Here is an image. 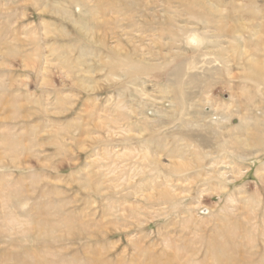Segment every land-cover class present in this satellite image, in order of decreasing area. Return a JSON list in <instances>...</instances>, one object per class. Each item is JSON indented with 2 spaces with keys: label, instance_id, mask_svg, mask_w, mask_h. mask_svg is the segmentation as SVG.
<instances>
[{
  "label": "rangeland",
  "instance_id": "1",
  "mask_svg": "<svg viewBox=\"0 0 264 264\" xmlns=\"http://www.w3.org/2000/svg\"><path fill=\"white\" fill-rule=\"evenodd\" d=\"M72 1L0 0V84L3 86L0 87V143H3L0 144V199L2 194L11 196L12 210L19 219L27 220L24 229L28 231L25 235L17 231L12 234L5 233L2 227L4 213L1 211L0 201V264H181L179 258H176V253L168 252L165 248V240H170V238L180 246L183 244L182 247L188 251L184 254L186 259L193 257L196 261H203L210 247L209 240L216 236L213 235V226L206 224V222L211 223L210 219H207L208 215L225 206L229 194H236L243 185L249 193L256 191V184L259 185L258 189L264 192V185L256 176L257 171L264 168V150L257 148L260 160L252 159L246 166H242L243 164L232 154L231 145H228L230 144L228 142L232 141L231 135L235 133L234 128L240 123L239 114L246 115L248 118L252 115L257 116L259 121L264 116V82L259 80L260 76L264 75V0H201L206 7V14L212 16V32L214 29L217 30L214 35L228 38L231 42L234 41L233 45H225L224 48L209 46L202 49L209 55V57L206 56L208 61H215L219 58L221 60L219 65L223 66L222 69L214 70L205 77L201 74L202 78L193 84H190L189 78L182 79L180 90L186 93L188 102L194 103L197 99L203 101L206 98L213 99L214 111L209 112L211 105L204 102L201 109L199 108L200 117L193 121H198L203 127L209 129L212 132L211 137L214 138L210 141L212 142L211 147L204 150L206 152L202 157L204 161L198 160L195 154L198 144L194 143L186 132L189 120L184 119L188 118L186 114L188 111H181L180 100H177L180 107L173 116L175 118L172 117L173 114L166 113L169 111V100L175 98L172 93L176 91V88L170 86L169 93H171L165 96L160 87L167 85L166 76L173 70V66L167 71L152 72L151 82L146 87L142 88V84L137 82L138 92L135 90L137 87L131 85L133 81L130 77L120 78L125 74L124 69L116 68V66H119L117 62L128 58L134 62L138 60L144 63L145 59H148L151 64H164L165 60L175 58L180 63L182 57L176 56L177 47L182 50L185 58L192 59L195 56L186 45L188 41L186 37L178 44H173L176 41L170 40L173 35L160 31L162 29L160 24L163 17H167V12L178 25L194 24L193 27L200 33L207 28V25L201 20L188 21V11L184 10V4H177L175 0H118L119 4L115 9L107 11L112 29L110 26L96 24L91 18H87L85 19L86 33H88L86 37L78 30L81 25L80 17L74 10L77 3ZM131 1L135 3V6L131 5ZM55 3H58L59 11L54 8ZM70 6L73 11L72 19L78 20V23L70 21ZM124 34L127 35L124 36ZM160 36L164 38V41ZM148 38L154 41L153 45L148 46ZM216 40L222 42V39L216 38ZM135 45L139 47L138 51L135 50ZM198 52L199 56L195 57H197L198 62H196L199 68L207 70L213 66L209 65L205 57H200L202 56L201 50ZM250 59L258 62L262 68L259 77L254 76V64L248 62ZM28 64H35V67L32 68ZM45 68L48 72L44 71ZM172 82H170L171 85H176L175 80ZM199 91L201 93H198ZM204 96L207 97L202 99L201 97ZM134 97H136V102L130 103ZM122 101L127 102L128 109L125 112L113 108ZM139 104L141 106H137ZM257 105L258 108H254ZM146 106L149 108L146 109ZM159 109L163 110L159 114L167 115L166 119L161 120L155 112L156 110L161 111ZM211 113L221 117L220 119L225 114V118L229 120L224 121L223 119L219 121L220 123L215 122L217 125H213L211 121H215V118L209 115ZM143 117L149 118L148 122ZM124 127L133 130V134L124 136L120 131ZM145 128L148 129L147 132H143ZM183 131L185 134L182 133ZM111 133L113 136L110 135ZM189 133L192 134L195 131ZM163 143L169 146L166 147ZM18 144H20L18 147L15 146ZM191 144L193 146L186 149L185 146ZM225 144H227L225 150L219 149ZM143 147H147L151 155L159 158L166 167L162 169V166H148L142 163V160L138 161L132 157L117 160L114 165L119 168L117 172H114V168L111 170L105 168L107 165L111 167L113 163L108 158V160L105 159L108 153L116 152L115 154L122 155L126 150L136 149L139 152ZM179 150L180 153H178ZM257 150L249 155L258 154ZM6 151L7 153L3 155ZM176 151L177 154H174ZM93 155H99V159L103 158L102 162H98V158ZM180 155L183 157L180 158ZM179 160L182 162L184 160L188 162L187 165H191L176 175L169 167L173 164L178 165ZM213 162L218 163L215 169L209 166ZM236 162L238 166L234 167L235 173L231 178H237L240 171L248 168L249 172L245 173L247 175L243 179L235 180L229 185L218 179L219 176L214 173L218 171V168L224 164L229 167L230 163ZM100 165L104 168H101V176H97L95 172L99 171L97 169ZM135 166L149 167V170L154 169V171L144 170L135 173L133 171ZM196 167L199 169L197 170ZM239 168L241 169L238 170ZM228 171L230 173L232 170ZM88 177L91 180V183H88L89 187L86 184ZM162 179H164L163 183ZM161 183L173 185L170 189H176V192L179 190L177 193L181 194L184 200H178V205L164 204L162 208L171 207L168 210L170 213L168 216L154 219V215L152 218L151 215L155 211L153 212L150 208L154 207L155 210L159 208H156L158 206L150 207L153 203L147 202L146 196L142 193L148 192L149 195L157 197V193L164 189L160 187ZM99 185L102 186L99 188ZM214 186L218 188L215 189ZM218 194H222V199L218 197ZM235 194H233L235 199L240 202L241 198ZM211 203H215L214 207ZM191 204L201 205L200 209L194 212L196 223L193 225L188 223L190 214L189 209H186ZM229 207H233V204ZM238 207L247 217L240 224L241 235H244L245 231L253 234V239L256 241L255 246L258 247L257 251H260L254 256L246 255L249 259H245L244 262L257 264L264 253V243L261 237L264 230V224H262L264 208L261 206L251 209L244 203ZM249 209L252 210L251 213ZM178 211L183 214L187 212V214L183 215ZM170 224L174 226L171 227ZM186 230L187 233H185ZM162 235L166 237L163 238ZM176 239L180 241H175ZM186 239L189 243L190 240L192 241L190 245ZM245 241L241 242L245 243ZM235 243L237 240H234L233 245L229 243L228 246L229 249L232 246L231 251L233 252L237 249Z\"/></svg>",
  "mask_w": 264,
  "mask_h": 264
},
{
  "label": "bare ground",
  "instance_id": "2",
  "mask_svg": "<svg viewBox=\"0 0 264 264\" xmlns=\"http://www.w3.org/2000/svg\"><path fill=\"white\" fill-rule=\"evenodd\" d=\"M71 1V0H70ZM79 1V2H78ZM123 1V0H122ZM176 2H177V4H181L182 3V5L184 6V10H187L188 11V16H189V18H187L188 19V21L190 20V21H194L195 22V20L196 21H199V20H201V21H203L206 25H207V28L203 31V32H198L194 27H193V25L194 24H190V25H178V23L176 22V20H174L173 18H172V16H170L169 15V13L167 12V17L166 18H164L163 17V19H162V23L160 24V28H162L160 31H162V33H165V32H168V33H171L173 36H171L172 37V39H170V40H176V41H174L173 42V44H178V42H180L184 37H186L187 39H188V41H187V44L186 45H188V47H189V49H190V51L191 52H193V54H195V56L196 55H198L199 56V52H198V50H201V54H202V56H200V57H205V60H207L206 59V56L207 57H209V55H207L206 53H204L203 52V50L202 49H206L207 47H212V46H215V47H217V48H224V46L225 45H233V43H234V41L233 42H231L230 41V39H228V38H222V37H217L216 35H214L215 34V32L217 31L216 29H214V32H212V30L213 29H211L212 28V26H211V24H213V22H212V16H209L208 14H206V7H205V5H203V3L201 2V0H175ZM30 2V1H29ZM33 2V1H32ZM48 2V1H47ZM72 2H74V3H77L76 5H75V13L77 12V14H79V17H80V22L78 21V20H73L72 19V17H73V11H71V6H70V21L72 20V22H74V23H80L81 25L78 27V30H79V32L83 35V36H86L87 37V35H88V33H86L87 31H86V28H87V26H86V22H85V19H87V18H91V20H93L94 22H96V24L97 23H99V24H101V25H103V26H105V27H109L110 26V28H111V26H112V23H110L109 22V20H108V15H107V11L108 10H110V9H112V10H114L115 9V7L117 6V4H119V1L118 0H73ZM131 3V5L132 4H134V5H132V6H135V3H133L132 1L130 2ZM32 4V3H31ZM48 5V4H47ZM46 5V6H47ZM63 5V4H62ZM136 6H137V4H136ZM49 7V6H48ZM47 7V8H48ZM37 8V7H36ZM54 8H56V10L57 11H59L58 10V3H55L54 4ZM176 9V8H175ZM178 9H179V7H178ZM181 9V8H180ZM183 9V8H182ZM64 10H66V9H64ZM177 10V9H176ZM178 11V10H177ZM44 12H47V10H44ZM56 13V12H55ZM66 13H67V10H66ZM178 13V12H177ZM61 14H62V12H61ZM76 14V15H77ZM115 14V13H114ZM129 14V13H128ZM178 14H180V13H178ZM118 15V14H117ZM177 15V14H176ZM152 16V15H151ZM169 16V17H168ZM56 17V16H55ZM120 17V16H119ZM118 17V18H119ZM181 17V16H180ZM185 17V16H184ZM69 18V17H68ZM132 18V17H131ZM154 18V17H153ZM175 18V17H174ZM115 19V18H114ZM137 19V18H136ZM186 19V20H187ZM63 20V19H62ZM161 20V19H160ZM188 21H186V22H188ZM121 22V21H120ZM71 23V22H70ZM192 23V22H191ZM174 24V25H173ZM137 25V24H136ZM195 25H197V24H195ZM110 28H109V30H110ZM118 28V27H117ZM124 28V27H123ZM37 29V28H36ZM112 29V28H111ZM107 30V29H106ZM108 30V31H109ZM115 30H116V28H115ZM118 30H121V29H119L118 28ZM36 31V30H35ZM112 31H114V30H112ZM202 31V30H201ZM93 32V31H92ZM97 32H98V29H97ZM96 32V33H97ZM122 32V31H121ZM54 33H56V32H54ZM139 33H140V31H139ZM158 33H161V32H159L158 31ZM138 34V33H137ZM147 34V33H146ZM112 35V34H111ZM121 35V34H120ZM127 34H124V36H126ZM139 35V34H138ZM51 37H53L52 35H50ZM102 36V35H101ZM101 36H100V38H101ZM103 36H104V34H103ZM46 37V36H45ZM94 37V36H93ZM128 37V36H127ZM55 38V37H54ZM142 38V37H141ZM150 38H153V37H150ZM150 38H148V40H147V44H148V46L151 44V45H153L154 44V41H151L152 39H150ZM155 38V37H154ZM160 38H161V36H160ZM216 38H218V39H222V42H221V40L219 41V40H216ZM129 39V38H128ZM147 39V38H146ZM157 39V38H156ZM159 39V38H158ZM179 39V40H178ZM133 39H131V41H132ZM142 40H143V38H142ZM161 40H163L164 41V38H161ZM161 40H158V41H160V42H162ZM213 40H216V41H213ZM135 41V40H134ZM166 41V40H165ZM224 41V42H223ZM138 42V41H137ZM171 42V41H170ZM170 42H169V44H170ZM115 44H116V42H114ZM135 43V42H134ZM164 44H165V42H163ZM144 44H145V42H144ZM168 44V45H169ZM151 47V46H150ZM135 50L136 51H138L137 49L139 48L137 45H135ZM146 48V47H145ZM142 50V49H141ZM152 50V49H151ZM157 50V49H156ZM174 51H175V49H173ZM172 50V51H173ZM2 51V50H1ZM170 51V50H169ZM171 51V52H172ZM177 54H176V56L178 55V56H180V57H182V60H181V62L179 63V62H177L176 60H175V58L173 59H169V60H165V63L163 64H151V62L148 60V59H145V63L144 62H139L138 60L137 61H132L130 58H128L127 60H125V61H119V62H117V65H119V66H116V68H123L124 69V76L122 75V77H120L121 79L122 78H131L132 79V81L133 82H131V85L133 84L134 86H138L137 85V82H140L142 85V88L143 87H146L147 86V84H149L151 81H150V79H151V74H152V72H163V71H167L170 67H172L173 66V70L171 71V72H168L167 73V76H166V82H167V85L166 86H162V87H160V86H157L158 88L160 87L161 89L160 90H162V94L163 95H165V96H168V93H169V87L170 86H172V87H174V88H176L175 90L176 91H174V93H172V94H174V96H175V98H173V99H170L169 100V111L168 112H166L167 114H173L172 115V117L174 116V114H175V112L177 111V108H179L180 107V105H181V111H188L186 114H187V116H188V118L187 119H184V120H189V122H187V128H186V132H188V134H189V137L192 139V141L194 142V143H197L198 144V148H196V156H198V160L199 161H204L203 159H202V157H203V155H205L206 154V152L204 151L206 148H209V147H211V143L212 142H210L211 141V139L213 138V137H211L212 136V132H210V130L209 129H207V128H205V127H203L202 126V124H200V123H198V121H196L197 122V124H196V122H193L194 120H197V117L199 118L200 117V113L201 112H199V108L201 109V106L203 105V103L205 102V104H209V105H211V108H209V112L211 111V112H213L214 111V107L212 106L213 105V99H211V98H206L205 99V101H203V100H201V99H197V100H195V102L194 103H192L191 101L190 102H188V98L186 97V93H184V91L183 90H180V87H182L181 85H182V79H185L186 80V78H189L190 80H188V81H190V84H193V83H195V82H197L198 80H200L201 78H202V76H201V74L205 77V75L206 74H209V73H211V72H213L214 70L215 71H219V68L220 69H222L223 68V66L221 65H219L220 64V62H221V60L219 59V58H217L215 61H208L207 60V62L209 63V65H213V66H210V68L209 69H202V68H199V64L197 63L198 61L196 60V58L197 57H193L192 59H187V58H185V56L182 54V50L181 49H179L178 47H177ZM152 52V51H151ZM146 53H148V52H146ZM146 53H144V54H146ZM165 54V53H164ZM167 54V53H166ZM1 55H3V54H1ZM14 55V54H13ZM71 55V54H70ZM42 56V55H41ZM61 56V55H60ZM144 56V55H143ZM149 56V55H148ZM28 57H30V56H28ZM146 57V56H145ZM200 57H199V59H200ZM33 58V57H32ZM167 58H168V55H167ZM171 58V57H170ZM43 59V58H42ZM99 59V58H98ZM44 60V59H43ZM49 60V59H48ZM202 60V59H201ZM34 61V60H33ZM38 61V60H37ZM141 61H143V60H141ZM160 61V60H159ZM197 61V62H196ZM28 62H30V61H28ZM41 62V61H40ZM44 62H45V60H44ZM48 62H51V61H48ZM200 62V61H199ZM248 62L249 63H253L254 65H253V69H254V72H255V75L254 76H260L261 75V73H262V68L260 67V65L258 64V62H253L251 59L250 60H248ZM75 63V62H74ZM73 63V64H74ZM155 63H157V62H155ZM41 64V63H40ZM43 64V63H42ZM54 62H53V66H54ZM58 64V63H57ZM88 64V63H87ZM109 64V63H108ZM114 64V63H113ZM204 64V63H203ZM112 65V64H111ZM28 66H30V67H32V68H34L35 67V64H28ZM41 66V65H40ZM45 66V65H44ZM56 66V65H55ZM110 66V65H109ZM108 66V67H109ZM202 66V65H201ZM204 66H208V65H204ZM218 66V67H217ZM27 67V66H26ZM25 67V68H26ZM39 67V66H38ZM43 67V66H42ZM57 67V66H56ZM208 68V67H207ZM12 69V68H11ZM59 69V68H58ZM188 70L190 71V72H188ZM39 71V70H38ZM44 71L45 72H48V69L47 68H45L44 69ZM41 72H43V70L41 71ZM112 71H110V73H111ZM123 72V71H122ZM121 72V73H122ZM187 72V73H186ZM66 75V74H65ZM64 75V76H65ZM68 75V74H67ZM66 75V76H67ZM89 75V74H88ZM87 75V76H88ZM165 75V74H164ZM84 76V75H83ZM110 76V75H109ZM121 76V75H120ZM62 77H63V75H62ZM257 77V78H258ZM261 78H259V80L261 79V80H263V82H264V75L263 76H260ZM112 78V77H111ZM255 78V77H254ZM47 80H48V78H46ZM66 79V78H65ZM64 79V80H65ZM69 79V78H68ZM114 79V78H113ZM118 79V78H117ZM43 80V79H42ZM51 80V79H50ZM128 80V79H127ZM126 80V81H127ZM172 80H175V83L174 84H176V85H171V83L170 82H172ZM118 81V80H117ZM5 82V81H4ZM50 82V81H49ZM44 83V82H43ZM117 83V82H116ZM122 83V82H121ZM173 83V82H172ZM119 84V83H118ZM1 85V84H0ZM121 85V84H120ZM128 85V84H127ZM125 86V85H124ZM0 87H3L2 85L0 86ZM128 87V86H127ZM126 87V88H127ZM129 87H130V85H129ZM140 87V86H139ZM155 87V86H154ZM153 87V88H154ZM6 89H8V88H6ZM135 90L138 92L139 91V88L137 87V88H135ZM155 90H157V89H155ZM128 91V90H127ZM144 91V90H143ZM142 91V92H143ZM136 92V93H137ZM147 92V91H146ZM153 92H155V91H153ZM207 92H209V91H207ZM134 93H135V91H134ZM150 93V92H149ZM157 93H158V91H157ZM160 93V92H159ZM171 93V92H170ZM169 93V94H170ZM198 93H201V91H199ZM210 93V92H209ZM147 94V93H146ZM153 94V93H152ZM155 94V93H154ZM205 94V93H204ZM124 95V94H123ZM156 95V94H155ZM158 95V94H157ZM207 95V94H206ZM209 95V94H208ZM207 95V96H208ZM118 96V95H117ZM135 96H136V94H135ZM207 96H204V97H201L202 99L203 98H205V97H207ZM119 97V96H118ZM147 97V96H146ZM162 97V96H161ZM212 97V96H211ZM2 98H3V96H2ZM120 98V97H119ZM163 98H167V97H163ZM142 99V98H141ZM151 99V98H150ZM159 99H160V97H159ZM158 99V100H159ZM168 99V98H167ZM1 100V99H0ZM59 100V99H58ZM110 100H111V98H110ZM161 100H163V99H161ZM160 100V101H161ZM177 100H180V105H178L177 104ZM63 101V100H62ZM119 101H121L120 99H119ZM156 101V103H157V99L155 100ZM11 102V101H10ZM115 102V101H114ZM133 103V102H136V97H134V98H132L131 99V101H130V103ZM140 102V101H139ZM145 102V101H144ZM143 102V103H144ZM148 102V101H147ZM154 102V101H153ZM63 103V102H62ZM127 103V102H126ZM126 103L125 102H119L118 104H116V107H113V108H115L116 110H119L120 112H125V110H127L128 109V106L126 105ZM138 103V102H137ZM70 104H71V102H70ZM107 105V104H106ZM152 105V104H151ZM168 105V104H167ZM227 105V104H226ZM60 106H62L61 105V103H60ZM65 106V105H64ZM137 106H141L140 104L139 105H137ZM144 106V105H143ZM233 106V105H232ZM69 107V106H68ZM135 107V106H134ZM147 107V108H146ZM145 108L146 109H148L149 108V106H146ZM158 107V106H157ZM157 107H155V108H157ZM204 107V106H203ZM205 107H207V106H205ZM229 107V106H228ZM227 107V108H228ZM61 108H63V107H61ZM138 108H140V107H138ZM151 108H152V106H151ZM163 108V107H162ZM226 108V109H227ZM231 108V107H230ZM254 108H258V105L257 106H254ZM54 109V108H53ZM164 110H167V109H165V108H163ZM229 109V108H228ZM142 110V109H141ZM144 110V109H143ZM159 110H161V109H159ZM252 110V109H251ZM129 111V110H128ZM163 110H161V111H158V110H156L155 112L158 114V116L161 118V120H164V119H166L167 118V115H164V114H159V113H161ZM180 111V110H179ZM63 112V111H62ZM113 112V111H112ZM137 113H138V111H136ZM140 112V111H139ZM142 112V111H141ZM140 112V113H141ZM154 112V113H155ZM216 112V111H215ZM219 112V111H218ZM21 113V112H20ZM128 113V112H127ZM131 113V112H130ZM129 113V114H130ZM136 113V115H138ZM164 113V112H163ZM179 113V112H178ZM248 113H250V111L248 112ZM264 113V112H263ZM22 114V113H21ZM113 114H114V112H113ZM112 114V115H113ZM126 114V113H125ZM132 114V113H131ZM239 114V113H238ZM11 115V114H10ZM102 115V114H101ZM111 115V114H110ZM119 115V114H118ZM128 115V114H127ZM156 115V114H155ZM170 115V116H171ZM208 115V114H207ZM207 115H204V117H207ZM209 115H211V116H213V118H215V121L214 120H212L211 121V123L213 124V125H217L215 122H219L220 120H223L224 119V121L225 120H229L228 118H225V114L224 115H222V119H220L218 116H214V113H211V114H209ZM252 115V114H251ZM18 116V115H17ZM131 116V115H130ZM157 116V117H158ZM184 116H186L185 114H184ZM183 116V117H184ZM122 117H124L123 115H122ZM137 117V116H136ZM146 117H147V115H146ZM146 117H143L144 119H146V121L149 119V118H146ZM153 117H155V116H153ZM191 117V118H190ZM203 117V116H202ZM210 117V116H209ZM24 118V117H23ZM173 118H175V117H173ZM208 118V117H207ZM212 118V119H213ZM230 118H231V116H230ZM8 119V118H7ZM96 119V118H95ZM111 119V118H110ZM118 119H120V118H118ZM124 119V118H123ZM137 119V118H136ZM211 119V118H210ZM239 126L237 125V127H235L234 128V132L235 133H233V131H232V135H231V139H232V141L231 142H228V143H230V144H228V145H231V150H232V154H234L235 156H236V158L238 159V161H240L243 165L242 166H246V164L248 163V162H250L252 159H257V160H260L259 158V156H260V153H259V151L257 150V148H261V149H263L264 150V116H262V120L261 121H259L260 119H258V117L257 116H255L254 117V115H252V116H250L249 118L245 115V116H242V115H240L239 114ZM114 120V119H113ZM130 120V119H129ZM141 120V119H140ZM156 120H157V118H156ZM155 120V121H156ZM169 120V119H168ZM171 120V119H170ZM169 120V121H170ZM175 120H177V119H175ZM175 120H172L173 122L175 121ZM183 120V121H184ZM204 121V120H203ZM131 122V121H130ZM134 122V121H133ZM148 122V121H147ZM160 122V121H159ZM168 122V121H167ZM172 122V123H173ZM185 122V121H184ZM183 122V123H184ZM214 122V123H213ZM154 123V122H153ZM164 123H166V122H164ZM220 123V122H219ZM218 123V124H219ZM222 123V122H221ZM136 124V123H135ZM170 124V123H169ZM180 124V123H179ZM72 125V124H71ZM154 125H158V124H154ZM74 126V125H73ZM95 126H97L96 124H95ZM130 126V125H129ZM163 126V125H162ZM62 127V126H61ZM66 127H68V126H66ZM101 127V126H100ZM140 127V126H139ZM160 127V126H159ZM71 128V127H70ZM131 128V127H130ZM153 128V127H152ZM185 128V127H184ZM192 128V129H191ZM72 129V128H71ZM106 130H107V127H106ZM112 130V129H111ZM147 128H145V131H143V132H147ZM60 131V130H59ZM114 131H117V130H114ZM119 131V130H118ZM123 134H124V136L125 135H130V134H133L132 132H133V130H131V129H128V128H121V130H120ZM138 131V130H137ZM156 131V130H155ZM160 131V130H159ZM163 131V130H162ZM178 131V130H177ZM182 131V130H181ZM192 131H195V133H189V132H192ZM56 132V131H55ZM107 132V131H106ZM166 132V131H165ZM197 132V133H196ZM157 133V132H156ZM183 134H185V132L183 131L182 132ZM230 133V132H229ZM239 133V134H238ZM52 134H53V132H52ZM65 134H67V133H65ZM117 133H115V135H116ZM138 134H139V132H138ZM220 134V133H219ZM110 135H112L113 136V134L111 133ZM119 135V134H118ZM117 135V136H118ZM143 134H141V136H142ZM57 136V135H56ZM131 136V135H130ZM136 137H137V134L135 135ZM58 137V136H57ZM127 137V136H126ZM136 137H134V138H136ZM215 137V136H214ZM140 138H142V137H140ZM139 138V139H140ZM185 138H186V136H185ZM90 139V138H89ZM128 139V138H127ZM138 139V138H137ZM166 139V138H165ZM191 139H189V140H191ZM214 139V138H213ZM103 140V139H102ZM122 140V139H121ZM177 140H179V139H177ZM6 142H8L7 140H5ZM4 141V143H6ZM13 141V140H12ZM120 141V140H119ZM118 141V142H119ZM176 142V141H175ZM178 142V141H177ZM16 143V142H15ZM182 143H183V141H182ZM1 145L3 144V143H0ZM17 144V143H16ZM13 145H14V142H13ZM20 144H18V145H15V146H19ZM158 145V144H157ZM160 145V144H159ZM163 145H165L164 143H163ZM177 145V144H176ZM213 145V144H212ZM6 146H8V145H5V147ZM11 146V145H10ZM15 146H14V148H15ZM166 146V145H165ZM167 146H169V145H167ZM166 146V147H167ZM174 146V145H173ZM193 146V144H191V145H188V146H185L186 147V149H190V147H192ZM227 144H225V145H223L221 148H219V149H221L222 151L223 150H225L227 147ZM9 147V146H8ZM7 147V148H8ZM178 147V146H177ZM174 148V147H173ZM182 148V147H181ZM6 149V148H5ZM10 149H11V147H10ZM119 149V148H118ZM138 149H139V147H138ZM163 149H165V148H163ZM111 150V149H110ZM124 150V149H123ZM174 150V149H173ZM258 151V154H255L254 155V153H253V155L252 154H250L249 155V153H251V152H255V151ZM12 152H13V150H11ZM122 151V150H121ZM120 151V152H121ZM186 151H188V150H186ZM10 152V151H9ZM106 152V151H105ZM168 152H170V150L168 151ZM181 151L179 150L178 151V153H180ZM4 153H7V151L6 152H3V155H4ZM18 153H19V151H18ZM116 152H110V153H108L107 155H106V160H110V162H113L112 164H111V167L110 166H108L107 164V166H105V168L106 169H112V168H114L113 170H114V172H117L118 170H119V168H117V167H115L114 165L116 164V162H117V160H121V159H127V158H135L136 160H138V161H140V160H142V163H144V164H148V166H152V165H154V167H156V165L157 166H162L161 168L163 169V167L165 166L164 165V163L161 161V160H159V158H156L155 156H153V155H151V153H150V151L148 150V148L146 147H143L142 148V150L140 151L139 150V152L136 150V149H133V150H126L122 155H119V154H115ZM119 153V152H118ZM122 153V152H121ZM120 153V154H121ZM154 153V152H153ZM161 153V152H160ZM173 154V153H172ZM174 154H177V151L176 152H174ZM187 154H188V152H187ZM190 154V153H189ZM158 155V154H157ZM214 155V154H213ZM13 156V155H12ZM94 156V155H93ZM101 156V155H100ZM108 156V157H107ZM115 158H114V157ZM210 156V155H209ZM94 157H97L98 158V162H102V160L101 159H103V158H100L99 159V155H95ZM180 158L181 157H183V156H179ZM185 157V156H184ZM92 158V157H91ZM108 158V159H107ZM112 158H114L113 160H112ZM165 158V157H164ZM190 158V157H189ZM213 159V158H212ZM218 159V158H217ZM220 159V158H219ZM92 160H94V159H92ZM132 160V159H131ZM176 160V159H175ZM207 160V159H206ZM214 161V160H213ZM224 161H226V160H224ZM233 161V160H232ZM167 162V161H166ZM186 161H184L183 160V162H182V160H179V162H178V165H169L170 167H169V169H171V172H173V173H175L176 175H177V173H180L183 169L185 170V169H187L188 168V165H187V163L188 162H186ZM222 162H223V160H222ZM221 162V163H222ZM90 163V162H89ZM109 163V162H108ZM120 163H122V162H120ZM138 163V162H137ZM191 163V162H190ZM124 164V163H123ZM126 164V163H125ZM229 164V163H228ZM122 165V164H121ZM191 165V164H190ZM190 165H189V167H190ZM127 166V165H126ZM132 166V165H131ZM208 166V165H207ZM209 166H211L212 168L211 169H213L214 167H217L218 166V163H216V162H213V163H211V165H209ZM221 166V165H220ZM238 166V163L236 162V163H230L229 164V167L227 166V164H224L221 168H218V171L217 172H214V173H217V175L219 176V178L218 179H221V180H223L226 184H232L235 180H238V179H243L247 174H245V173H248L249 171H247L248 170V168H246V170H244V171H240L239 173H238V176H237V178H231L233 175L232 174H234L235 172H234V167H237ZM119 167V166H118ZM153 167V166H152ZM166 167V166H165ZM101 168L103 169L104 167H102L101 165L100 166H98V169L97 170H99L98 172H95L96 173V175L97 176H101ZM124 168V167H123ZM149 168V167H148ZM147 167L146 168H140V166H135L134 167V169H133V171H135V173L136 172H142V171H144V170H149ZM168 168V167H167ZM197 168V167H196ZM244 168V167H243ZM95 169V168H94ZM130 169V168H129ZM199 168H197V170H198ZM215 169V168H214ZM232 170L230 173H228L229 171L228 170ZM237 169V168H236ZM241 168H239L238 170H240ZM237 170V171H238ZM103 171V170H102ZM109 171V170H108ZM150 172H153L154 171V169H150L149 170ZM194 171V170H193ZM113 172V173H114ZM158 172V171H157ZM201 172V171H200ZM120 173V172H119ZM122 173H123V171H122ZM172 173V174H173ZM210 173V172H209ZM100 174V175H99ZM129 172H128V177H129ZM147 174V173H146ZM151 174V173H150ZM167 174V173H166ZM168 174H170V173H168ZM194 174H196L195 172H194ZM202 174H203V172H202ZM257 175V178L260 180V182H261V184H263L264 185V168H260L258 171H257V173H256ZM114 175V174H113ZM139 175V174H138ZM163 175H165V174H163ZM213 175V174H212ZM214 175H216V174H214ZM213 175V176H214ZM119 176V175H118ZM167 176H169V175H167ZM166 176V177H167ZM171 176V175H170ZM121 177V176H120ZM124 177V176H123ZM137 177V176H136ZM147 177H150V176H147ZM173 177H174V175H173ZM172 177V178H173ZM95 178V177H94ZM98 178H100V177H98ZM103 178H105V176L103 177ZM117 178V177H116ZM175 178V177H174ZM180 178V177H179ZM197 178V177H196ZM93 179V178H92ZM96 179V178H95ZM101 179V178H100ZM99 179V180H100ZM151 179V178H150ZM168 179V178H167ZM177 179V178H176ZM195 179V178H194ZM198 179V178H197ZM202 179V178H201ZM214 179H216L215 177H214ZM102 181H103V179H101ZM107 180V179H106ZM118 180V179H117ZM122 181L124 180V178L123 179H121ZM128 180V179H127ZM154 180V179H153ZM163 180L164 179H162V183H163ZM186 180H188V179H186ZM101 181V182H102ZM144 181V180H143ZM156 181V180H155ZM167 181V180H166ZM171 181V180H170ZM203 181V180H202ZM216 181V180H215ZM106 182V181H105ZM104 182V183H105ZM108 182H109V180H108ZM119 182H121L120 180H119ZM154 182V181H153ZM221 182V181H220ZM88 183H91V180H90V177H88V180H87V182H86V184L88 185V187H89V184ZM99 183V182H98ZM140 183V182H139ZM139 183H137V185L139 184ZM161 183V185H160V187L161 188H164L163 190H161L159 193H157L158 194V196L156 197V196H151V195H149L148 194V192H145V193H142V194H144L145 196H146V201L147 202H151V203H155L154 205L153 204H151L152 206H150V207H153V206H158V207H156V208H159V210L157 209V210H155V208L153 207V208H150V210L151 209H153V214L151 215V218H152V216L154 215V219L155 218H160V217H164V216H168V214L170 213V211H168L169 209H166V208H162V206L164 207V204H168L169 205V203H171V204H177V201L178 200H181V199H183V196H181V194H178L177 192L179 191V190H177V192L175 191V190H171L170 188H171V186H173V185H168V184H162ZM172 183V182H171ZM176 183V182H175ZM179 183V182H178ZM207 183V182H206ZM103 184V183H102ZM109 184V183H108ZM111 184V183H110ZM181 184H183V182L181 183ZM216 184H220V183H216ZM224 184V183H223ZM94 185V184H93ZM96 185V184H95ZM136 185V184H135ZM179 185V184H178ZM197 185V184H196ZM195 185V186H196ZM211 185V184H210ZM257 185V189H256V191H254L253 193H249V192H247V190H246V188H245V186L243 185V187H241L237 192H236V194L235 193H233V194H235L236 196H238V197H240L241 198V201L240 202H238V200H236L235 199V197H234V195L233 194H229V196L227 197V202H225L226 203V205L225 206H222V207H220L217 211H213V212H211V214L210 215H208L209 214V211L207 210V212H208V216H209V218H207L208 220L210 219V221H211V223L209 222V223H207L206 222V224H211L212 226H213V231H214V233H213V235L215 234L216 236L215 237H211V239L209 240V244L208 245H210V247H209V250H208V253H207V255H206V257H205V259L203 260V261H196L193 257H189L188 259H186V256H184V254L186 253V252H188L187 250H186V248L185 247H182L183 246V244H182V246H180L178 243H176V242H174V240L172 241L171 240V238H170V240H165V242H166V250L168 251V252H171V253H176V258L178 257L179 259V261H181V264H249L248 263V261H245L244 262V260L245 259H249L246 255H248V256H250L251 254L254 256V255H257V253H260V251L258 250L257 251V249H258V247L257 246H255V243H256V241H254V239H253V234H251V233H246V231H245V234L244 233H242V234H244V235H241V230H240V224H241V222L242 221H244L245 219H247V217H246V214H243L242 213V211H240V209H239V207L238 206H241V205H243V203L245 204V205H247V206H250L249 208H253V209H255V208H260L261 206H263V208H264V192H262V191H260L259 189H258V184H256ZM98 186V185H97ZM100 186H102V185H99V188H100ZM111 186H112V184H111ZM177 186V185H176ZM180 186V185H179ZM190 186H192L191 184H190ZM194 186V185H193ZM207 186V185H206ZM212 186V185H211ZM225 186H227V185H225ZM107 187V186H106ZM110 187V186H109ZM109 187H107V188H109ZM118 187H119V185H118ZM136 187V186H135ZM152 187V186H151ZM200 187V186H199ZM221 187H223V185H221ZM5 188H7V187H5ZM4 188V189H5ZM87 188V187H86ZM153 188V187H152ZM178 188V187H177ZM201 188V187H200ZM202 188H203V186H202ZM214 188H215V186H214ZM216 188H218V186L216 187ZM215 188V189H216ZM227 188V187H226ZM93 189H94V187H93ZM116 189V188H115ZM129 189V188H128ZM188 189V188H187ZM220 189V188H219ZM224 189H225V187H224ZM95 190V189H94ZM105 190H107V189H105ZM155 190H158V189H155ZM200 190V189H199ZM208 190V189H207ZM211 190V189H210ZM4 191H7V190H4ZM12 191V190H11ZM189 191V190H188ZM204 191V190H203ZM212 191V190H211ZM222 191H223V189H222ZM253 191V190H252ZM128 192V191H127ZM133 192V191H132ZM154 192V191H153ZM152 192V193H153ZM198 192H200V191H198ZM215 192V191H214ZM217 192V191H216ZM218 192H220V191H218ZM8 193H10L9 191H8ZM125 193V192H124ZM151 193V194H152ZM181 193V192H180ZM202 193H204V192H202ZM228 193H230V192H228ZM7 194V193H6ZM12 194V193H11ZM99 194V193H98ZM119 194V193H118ZM133 194H134V192H133ZM195 194V193H194ZM206 194V193H205ZM215 194V193H214ZM227 194V193H226ZM221 195L222 194H218V197H220L221 198ZM225 195V194H224ZM13 196V195H12ZM102 196H104V195H102ZM116 196V195H115ZM133 196H135V195H133ZM143 196V195H142ZM145 196H143L144 198H145ZM227 196V195H226ZM225 196V197H226ZM142 197V198H143ZM189 197V196H188ZM198 197H199V195H198ZM237 197V198H238ZM17 198V197H16ZM134 198V197H133ZM194 198H196V197H194ZM21 199V198H20ZM140 199V198H139ZM190 199V198H189ZM222 199V198H221ZM120 200V199H119ZM184 200V199H183ZM183 200H181V201H183ZM193 200V199H192ZM213 200V199H212ZM0 201H1V207H2V209H1V211L4 213V218H3V229H4V231H5V233H8V234H12L14 231H17L18 233H20V234H22V235H25V234H27V230H25L24 229V226L25 225H27V220L25 221V220H21V219H19L17 216H16V214L13 212V210H12V207H11V205H13V204H11V196H5L4 194H2V196H1V199H0ZM135 201V200H134ZM133 201V202H134ZM191 201V200H190ZM131 202V201H130ZM200 202V201H199ZM199 202H197V203H199ZM18 203V202H17ZM135 203H137V202H135ZM144 203V202H143ZM181 203V202H180ZM190 203V202H189ZM195 203V202H194ZM208 203V202H207ZM210 203V202H209ZM217 203V202H216ZM242 203V204H241ZM19 204V203H18ZM123 204V203H122ZM141 204V203H140ZM205 204V203H204ZM213 204V205H212ZM214 204L215 203H211V205L214 207ZM230 204H233V207H229V205ZM241 204V205H240ZM127 205V204H126ZM178 205V204H177ZM218 205V204H217ZM216 205V206H217ZM223 205H224V202H223ZM15 206V205H14ZM21 206V205H20ZM128 206H130V205H128ZM167 206V205H166ZM209 206V205H208ZM122 207V206H121ZM120 207V208H121ZM145 207V206H144ZM147 207H149V206H147ZM146 207V208H147ZM169 207V206H168ZM180 207V206H179ZM200 207H201V205L199 204H191L188 208H186V209H189V214H190V216H188V217H190L189 218V220H188V223H192L191 225H193L194 223H196V216L194 215V212H196V210H198V209H200ZM209 207H211V206H209ZM246 207V206H245ZM131 208V207H130ZM176 208H177V206H176ZM15 209H17V208H15ZM21 209V208H20ZM129 209V208H128ZM149 209V208H148ZM203 209V208H202ZM210 209V208H209ZM214 209V208H213ZM26 210V209H25ZM132 210V209H131ZM206 210V209H205ZM250 210V209H249ZM15 211V210H14ZM144 211H146V210H144ZM212 211V210H211ZM251 211L252 210H250L249 212L251 213ZM2 212H1V214H2ZM178 212H180V211H178ZM200 212V211H199ZM206 212V211H205ZM130 213H131V211H130ZM149 213H150V211H149ZM180 213H182V212H180ZM202 213H203V211H202ZM126 214V213H125ZM139 214V213H138ZM148 214V213H147ZM175 214V213H174ZM173 214V215H174ZM183 214V213H182ZM186 214H187V212H186ZM186 214H183V215H186ZM131 215H133L132 213H131ZM130 215V217H132ZM135 215V214H134ZM140 215V214H139ZM149 216H150V214H148ZM172 215V214H171ZM172 215V216H173ZM203 215V214H202ZM206 215V214H205ZM252 215V214H251ZM264 215V214H263ZM122 216V215H121ZM201 216V215H200ZM129 217V218H130ZM137 217H138V215H137ZM143 217V216H142ZM142 217H140V218H142ZM129 218H127V220L129 219ZM199 218V217H198ZM206 218V217H205ZM123 219V218H122ZM172 219V218H171ZM175 219H176V217H175ZM174 219V220H175ZM1 220V219H0ZM183 220V219H182ZM182 220H180V221H182ZM185 220V219H184ZM200 220V219H199ZM253 220V219H252ZM138 221V220H137ZM144 221H146V220H144ZM178 221V220H177ZM201 221V220H200ZM249 221H251L250 219H249ZM133 222V221H132ZM183 222V221H182ZM204 222H205V220H204ZM203 222V223H204ZM140 223V222H139ZM139 223H137V225L139 224ZM143 223V222H142ZM171 223V222H170ZM181 223V222H180ZM251 223V222H250ZM172 224H173V222H172ZM181 224H183V223H181ZM180 224V225H181ZM244 224V223H243ZM248 224V223H247ZM247 224H245V225H247ZM262 224H264V216H263V223ZM171 225V224H170ZM185 225V224H184ZM256 225V224H255ZM140 226V225H139ZM174 225H171V227H173ZM186 226V225H185ZM196 226V225H195ZM199 226V225H198ZM252 226V225H251ZM179 227H181V226H179ZM183 227V226H182ZM197 227V226H196ZM201 227V226H200ZM35 228V227H34ZM256 228H257V226H256ZM27 229V228H26ZM179 229V228H178ZM177 229V230H178ZM187 229V228H186ZM189 230V229H188ZM195 229L193 228V231H194ZM31 231V230H30ZM29 231V232H30ZM169 231V230H168ZM179 231H182V230H179ZM251 231V230H250ZM162 232V231H161ZM160 232V233H161ZM164 232H165V229H164ZM175 231H173V233H174ZM183 232V231H182ZM188 231L186 230V232L185 233H187ZM260 232V231H259ZM262 232V231H261ZM41 233V232H40ZM167 233V232H166ZM169 233H172V232H169ZM181 233V232H180ZM192 233V232H191ZM194 233V232H193ZM4 234V233H3ZM182 234V233H181ZM190 234V233H189ZM19 235V234H18ZM40 235V234H39ZM38 235V236H39ZM179 235V234H178ZM191 235V234H190ZM189 235V236H190ZM199 235V234H198ZM253 235V236H252ZM172 236V235H171ZM185 235H183V237H184ZM188 236V238L189 239H191L190 237ZM192 236V235H191ZM14 237V236H13ZM36 237V236H35ZM162 237H163V235H162ZM161 237V238H162ZM164 237H166V236H164ZM163 237V238H164ZM176 237H178V236H176ZM187 237V236H186ZM195 237V236H194ZM261 237L263 238V243H264V230H263V232H262V234H261ZM10 238V237H9ZM37 238V237H36ZM162 238V239H163ZM198 238V237H197ZM166 239V238H165ZM185 239V238H184ZM183 239V240H184ZM192 239H193V237H192ZM200 239V238H199ZM178 239H176L175 241H177ZM205 240V239H204ZM203 240V241H204ZM234 240H237V243H235V247L237 248L236 249V251L235 252H233V250L231 251V249H232V246H230L231 247V249H229V243H230V245H233V242H234ZM245 240H247L248 242H246ZM256 240V239H255ZM161 241H163V240H161ZM178 241H180V240H178ZM186 241H187V239H186ZM186 241H185V244H186ZM203 241H202V243H203ZM241 241H245V243H243V242H241ZM18 242V241H17ZM188 242V241H187ZM192 241L190 240V243H191ZM197 241H195V243H196ZM189 243V242H188ZM188 243H187V245H188ZM190 243H189V245H190ZM246 243H248V244H246ZM27 244H29V242H27ZM199 244H201V242H199ZM186 245V246H187ZM197 244H195V246H196ZM190 247V246H189ZM189 247H188V249H189ZM152 249V248H151ZM192 249V248H191ZM208 249V248H207ZM154 250V249H153ZM193 250H195V248L193 249ZM199 250V249H198ZM145 251H147V250H145ZM152 251V250H151ZM205 251H206V249H205ZM207 252V251H206ZM198 253V252H197ZM189 254V253H188ZM152 255V254H151ZM263 256L262 257H260V258H262L261 259V261L259 262V263H257V264H264V253L262 254ZM156 256V255H155ZM175 256V255H174ZM175 258V259H176ZM251 258V257H250ZM254 258V257H253ZM168 259V258H167ZM174 260V259H173ZM177 260V261H178ZM172 261V260H171ZM179 261H178V263H179ZM168 262V261H167ZM156 263V262H155ZM162 263H163V261H162ZM157 264V263H156ZM177 264V263H176Z\"/></svg>",
  "mask_w": 264,
  "mask_h": 264
}]
</instances>
